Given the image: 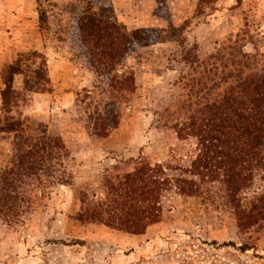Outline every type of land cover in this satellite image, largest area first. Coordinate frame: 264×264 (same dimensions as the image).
<instances>
[{
    "label": "rangeland",
    "instance_id": "374dc122",
    "mask_svg": "<svg viewBox=\"0 0 264 264\" xmlns=\"http://www.w3.org/2000/svg\"><path fill=\"white\" fill-rule=\"evenodd\" d=\"M86 13L143 31L116 68L134 75L126 102L99 94L110 77L92 69L82 46ZM34 50L47 56L52 91L31 94L18 112L32 129L60 136L71 156L62 180L39 189L20 224L10 228L0 218V264H264V225L239 234L229 213L211 203L219 196L213 188L199 198L167 196L164 221L144 236L75 219L83 194L102 197L106 171L120 160L144 152L153 163L188 164L194 141L178 142L158 124L159 114L182 96L186 78L212 63L231 69L243 51L264 69V0H0V110L3 67ZM109 106L120 124L95 138L96 112ZM12 141L0 134V172L10 165ZM260 190L258 176L246 196Z\"/></svg>",
    "mask_w": 264,
    "mask_h": 264
},
{
    "label": "trees",
    "instance_id": "16d2710c",
    "mask_svg": "<svg viewBox=\"0 0 264 264\" xmlns=\"http://www.w3.org/2000/svg\"><path fill=\"white\" fill-rule=\"evenodd\" d=\"M39 23L42 29L47 27L45 10L39 12ZM79 24L90 66L110 77L99 94L118 102L130 100L134 75H119L116 68L132 41L142 40L143 31L129 32L96 13L84 14ZM248 58L255 56L241 51L231 69L223 66L220 72V66L212 63L201 75L186 78L182 96L159 114L158 124L178 142L194 141L195 149L185 157L187 165L153 163L144 152L120 160L106 171L102 197L83 194L75 219L83 225L144 236L164 221L167 196L199 198L213 188L219 196L211 203L229 213L239 234L261 228L264 191L246 194L258 176L264 178V69ZM18 77L22 78L20 88L15 86ZM2 78L0 134L13 135L14 154L0 172V218L14 228L30 210L39 189L55 178L62 180L58 174L71 153L60 136L32 129L28 118L18 112L31 94L52 91L47 56L37 50L21 53L3 67ZM113 111L109 106L105 113L96 112L93 137L106 138L118 128L119 117Z\"/></svg>",
    "mask_w": 264,
    "mask_h": 264
},
{
    "label": "crops",
    "instance_id": "0c3cea01",
    "mask_svg": "<svg viewBox=\"0 0 264 264\" xmlns=\"http://www.w3.org/2000/svg\"><path fill=\"white\" fill-rule=\"evenodd\" d=\"M136 237V236H135ZM138 237V236H137Z\"/></svg>",
    "mask_w": 264,
    "mask_h": 264
}]
</instances>
